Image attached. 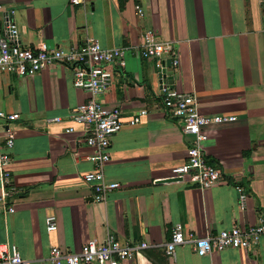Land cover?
<instances>
[{"label":"crops","instance_id":"1","mask_svg":"<svg viewBox=\"0 0 264 264\" xmlns=\"http://www.w3.org/2000/svg\"><path fill=\"white\" fill-rule=\"evenodd\" d=\"M13 9L20 42L67 48L95 40L102 47H128L125 66L114 69L98 97L118 107L122 127L110 138L106 181L119 186L103 202L92 199L83 173L92 149L69 115L90 95L72 86L71 73L54 63L32 75H0V111L17 113L9 152L13 211L0 212V243L14 244L29 264H53L49 249L77 251L106 233L145 241L140 253L118 264H264V238L252 248H225L196 255L187 243L164 252L171 227L201 237L233 224L264 218V0H0ZM1 17V14H0ZM168 45L177 59L162 81L194 96L206 116L232 115L212 126L205 158L222 179L205 190L164 180L186 158L189 136L168 115L158 96L153 60L139 54L145 30ZM2 23L0 19V36ZM60 117L59 122H46ZM134 124L130 125L129 121ZM73 127L66 133L64 129ZM246 192L244 206L233 188ZM52 215L56 228L46 230ZM58 264H65L60 261Z\"/></svg>","mask_w":264,"mask_h":264},{"label":"built area","instance_id":"2","mask_svg":"<svg viewBox=\"0 0 264 264\" xmlns=\"http://www.w3.org/2000/svg\"><path fill=\"white\" fill-rule=\"evenodd\" d=\"M71 5H81L85 0H68ZM2 35L0 36V75L11 73L17 76L32 75L35 72L58 63L67 67L71 73L73 87L86 91L90 98L76 104L69 115L73 123L80 124L82 139L92 152L85 156L92 164L91 170L82 174L83 182L89 184L92 199L103 202L107 193L119 186L118 182L106 181L103 175L105 164L109 161V144L111 136L122 127L120 109L104 105L98 97L108 88L114 69L125 66L128 47H102L95 40L71 45L67 48L50 47L45 43L36 46H24L19 39L13 17V9L0 4ZM139 54L152 59L159 77L158 96L168 115L179 121L182 134L188 135L186 158L182 163L171 166L170 173L164 180L186 181L205 190L222 179L220 166L210 164L205 158L204 143L208 139L207 130L212 126L234 121L232 115L206 116L199 112L197 102L189 93L167 86L162 75L165 73L163 56L167 57V66L175 69L177 59L170 52L168 45L159 41L153 30L147 29L142 35ZM18 118L17 113L0 111V212L11 213L13 206L10 199L16 194L11 186L10 173L5 166L9 163V152L13 145L14 131L9 125ZM60 117L47 118L46 122H59ZM129 124H134L133 120ZM73 131L72 126L64 132ZM233 188L237 193V203L244 206L246 192L238 184ZM46 230H55L54 217L45 218ZM264 238V218L253 225L233 224L215 234L205 233L201 237L184 234L180 223L174 224L164 244L166 255L172 256L176 246L187 243L198 256L225 248H252L259 238ZM145 241L128 242L119 240L112 233H106L101 241H89L77 251L64 252L56 246L49 249V260L53 264L60 261L65 264H118L131 259L146 248ZM0 264H29L22 258L14 244L0 243Z\"/></svg>","mask_w":264,"mask_h":264}]
</instances>
